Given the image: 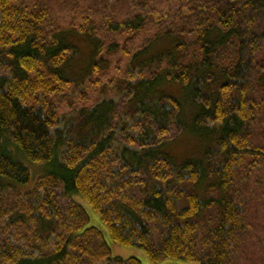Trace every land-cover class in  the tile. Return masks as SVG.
Instances as JSON below:
<instances>
[{"label": "trees", "instance_id": "16d2710c", "mask_svg": "<svg viewBox=\"0 0 264 264\" xmlns=\"http://www.w3.org/2000/svg\"><path fill=\"white\" fill-rule=\"evenodd\" d=\"M24 162L46 169L29 192ZM75 195L153 263L246 264L264 0H0V264H141Z\"/></svg>", "mask_w": 264, "mask_h": 264}, {"label": "rangeland", "instance_id": "374dc122", "mask_svg": "<svg viewBox=\"0 0 264 264\" xmlns=\"http://www.w3.org/2000/svg\"><path fill=\"white\" fill-rule=\"evenodd\" d=\"M169 150L178 160H184L185 158L197 156L201 152L202 146L196 139L187 135L176 134L174 132L173 141L169 145ZM24 163L29 167L32 179L28 186H18V188L21 192H29L33 190L38 179L45 174L46 169L43 165H34L27 162ZM252 185L254 186V184ZM249 192H247L248 196L250 195ZM14 195L16 197L18 193H15ZM72 198L84 206L89 216L88 227H95L103 233L104 239L113 256L124 259L137 258L140 260L141 264H192L183 260L174 259H166L158 263H153L150 261L146 251L143 248L127 247L114 242L108 227L102 222L99 214L95 212L80 196L75 195ZM254 204L256 207L254 206L252 208V222L257 228V225L264 226V221L262 220L264 219L262 217L264 205L259 204L258 199L255 200ZM256 231L257 232L250 234V237L247 239L249 243H247V248H245L244 251H246L245 255H247L249 259L246 264H264V244L262 243L264 242V228L259 227ZM259 239H261L262 242Z\"/></svg>", "mask_w": 264, "mask_h": 264}]
</instances>
